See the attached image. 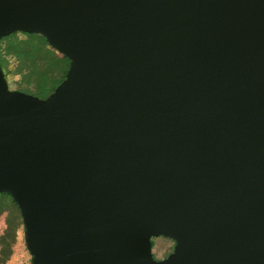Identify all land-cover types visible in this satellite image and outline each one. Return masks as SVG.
<instances>
[{"label": "water", "instance_id": "95a60500", "mask_svg": "<svg viewBox=\"0 0 264 264\" xmlns=\"http://www.w3.org/2000/svg\"><path fill=\"white\" fill-rule=\"evenodd\" d=\"M15 32L68 60L44 98L0 68L29 264H264V0H0Z\"/></svg>", "mask_w": 264, "mask_h": 264}, {"label": "trees", "instance_id": "16d2710c", "mask_svg": "<svg viewBox=\"0 0 264 264\" xmlns=\"http://www.w3.org/2000/svg\"><path fill=\"white\" fill-rule=\"evenodd\" d=\"M17 35L22 37L18 39ZM2 41L7 42L6 53L17 59V68L13 74L19 75L21 82L26 84L18 91L44 98L61 82L68 67V60L49 48L43 37L15 32L0 38V42ZM36 55L44 62L43 68L39 67L38 63H34ZM30 61L33 65L29 63ZM5 64L6 60L1 56L0 50V68L4 78ZM2 213L6 214V218L0 234V264H4L9 259L16 232L19 228L22 229L18 209L5 193H0V214Z\"/></svg>", "mask_w": 264, "mask_h": 264}, {"label": "rangeland", "instance_id": "374dc122", "mask_svg": "<svg viewBox=\"0 0 264 264\" xmlns=\"http://www.w3.org/2000/svg\"><path fill=\"white\" fill-rule=\"evenodd\" d=\"M22 36L17 35V38L20 39ZM7 42H0L1 56L6 60L4 67L5 79L10 90H18L19 88H24L25 83L21 82L19 75L13 74L16 70L17 59L16 57L7 54L6 49ZM32 52L30 51V54ZM34 63H38V66L43 68L44 62L38 58V55L35 56ZM33 65L32 61L29 62ZM29 87V86H28ZM6 214H0V234L4 228V221ZM171 242L162 237L151 238V254L153 259L158 260L163 258V256L170 250ZM4 264H29V255L24 247L22 240V229L19 228L16 232V237L14 244L12 246V254L9 259Z\"/></svg>", "mask_w": 264, "mask_h": 264}, {"label": "flooded vegetation", "instance_id": "af4514ba", "mask_svg": "<svg viewBox=\"0 0 264 264\" xmlns=\"http://www.w3.org/2000/svg\"><path fill=\"white\" fill-rule=\"evenodd\" d=\"M169 240V239H168ZM170 242H171V248H170V250L163 256V258L164 257H166L170 252H171V250H172V247H173V241L172 240H169ZM163 258H161V259H163ZM158 260H160V259H158Z\"/></svg>", "mask_w": 264, "mask_h": 264}]
</instances>
